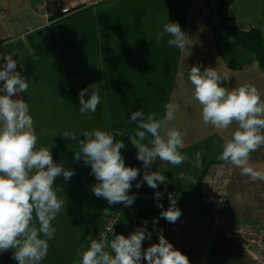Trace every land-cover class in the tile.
I'll return each instance as SVG.
<instances>
[{
	"label": "crops",
	"instance_id": "crops-1",
	"mask_svg": "<svg viewBox=\"0 0 264 264\" xmlns=\"http://www.w3.org/2000/svg\"><path fill=\"white\" fill-rule=\"evenodd\" d=\"M207 7L208 15L204 13ZM226 14L240 31L256 30L264 38V0H234ZM218 19L219 4L211 7L209 0H0V67L8 55L17 61L21 74L28 78L29 88L22 97L34 119L37 148H49L54 162L76 173L70 181L63 176L55 181L64 207L52 221L57 231L41 264H81L82 253L98 238L107 216L119 204L110 206L93 194L97 181L90 174L91 166L74 160L78 141L65 139L64 131L84 139V133L92 130H119L122 135L116 140L125 143L121 152L126 166L140 170L135 185L145 171L129 139L137 130L130 119L136 111L159 119L166 114L167 103L178 104L179 112L181 101L190 99L185 113L195 114L199 122L192 128V136L190 132L184 140L181 153L194 157L201 152L204 161L216 159L222 152L218 145L226 138L218 137L216 129L211 132L216 152L211 153L202 138L196 141V131L203 130L205 124L202 106L187 79L190 69L181 74L185 61L186 65L195 60L194 65L216 69L221 77H227L221 86L229 90L255 85L264 99L263 67ZM169 22H178L189 39L183 52L167 44L172 38L167 34L158 40ZM93 83L101 102L95 113L82 115L79 92ZM236 127L233 123L229 129ZM151 139L146 134L144 143ZM195 143L198 148L194 152ZM250 162L264 169V146L251 153ZM170 165L157 159L150 166L148 171H159L166 183L157 189L142 184V200L123 215L115 235L127 237L148 221L152 238L143 242L144 249L159 242L156 229H162L190 264H264V181L253 182L230 164L211 166L200 207L192 202L195 178L189 177L187 188H181L176 180L181 175L166 172ZM189 173L198 174L197 170ZM157 191L164 194L159 201L163 210L170 206L169 193L176 198L182 215L175 223L160 216ZM155 219L158 224L153 223ZM206 224L211 231L202 235ZM12 251L0 253V264H18Z\"/></svg>",
	"mask_w": 264,
	"mask_h": 264
},
{
	"label": "clouds",
	"instance_id": "clouds-1",
	"mask_svg": "<svg viewBox=\"0 0 264 264\" xmlns=\"http://www.w3.org/2000/svg\"><path fill=\"white\" fill-rule=\"evenodd\" d=\"M165 34L172 37L167 41L170 47L184 51L189 39L178 22L166 23L158 40ZM3 60L6 63L0 67V253L14 250L12 258L18 264H41L57 231L52 221L64 207V201L57 195L61 189L54 186L55 181L60 176L70 181L76 173L54 162L49 148H37L34 119L22 97L29 88L28 78L17 71L18 63L12 55ZM202 68V64L192 66L187 79L193 86L194 98L202 106L203 123L217 131L227 130L233 123L237 125L231 138L221 145L218 160L223 162L222 167L230 164L239 168L240 174L253 182L264 181V169L250 162L251 153L264 146V99L260 91L252 84L229 90L221 86L227 77H221L212 67L203 71ZM86 95L90 98L85 99ZM79 101L80 114L95 113L101 102L97 84L81 90ZM165 109L166 114L159 119L155 114L145 116L143 111L130 116L137 128L135 135L129 137L130 143L138 150L137 159L145 169L142 181L135 185L137 189L144 182L152 189L166 183L159 171H148L157 159L172 165L189 159L180 151L185 147L183 134L175 127H168L179 105L169 102ZM146 134L152 137L148 144L144 143ZM121 135L119 130H92L84 133V139H77L70 131L63 133L65 139L78 141L79 152L74 153V160L91 166L90 174L97 181L92 187L93 194L106 199L110 206L119 203L130 207L136 196L129 192L140 170L126 166L121 152L125 143L116 140ZM195 161L197 166L202 165L201 152L195 154ZM181 179H185L183 174ZM163 196L162 192L155 193L156 206L162 209L160 216L175 223L182 211L171 193L168 194L170 206L163 210L164 205L159 203ZM158 222V219L153 221ZM147 224L144 221V227L127 237L115 235L110 243L92 239L82 253L81 264H190L189 258L165 238L162 229H156L159 242L144 249L143 242L152 238Z\"/></svg>",
	"mask_w": 264,
	"mask_h": 264
},
{
	"label": "rangeland",
	"instance_id": "rangeland-1",
	"mask_svg": "<svg viewBox=\"0 0 264 264\" xmlns=\"http://www.w3.org/2000/svg\"><path fill=\"white\" fill-rule=\"evenodd\" d=\"M226 37L227 36H225V32L223 31L222 38L225 40ZM0 40H2L1 36H0ZM223 51H224V49H223ZM190 61L192 62L191 63L192 65H190V64L189 65L188 64L186 65V63L188 61L187 62L186 61L184 62L183 66H182V72H181V74L184 73V72H187L188 69H190L192 66H194L193 63L195 62V60H190ZM195 65H197V64H195ZM223 81H225V80H223ZM223 81H221V82H223ZM176 102H178V100H176ZM189 104H190V99H185L184 101H181V104H180L181 110L179 112H176L175 113V119L172 120L169 123V125H168L169 128H172V127H175V126L178 127V130H180L181 133L183 134L184 140H186L188 137H190V134H189L190 132H191V136H192V130H193L192 128L195 127V126H197V122H199V119H198V117L195 114L193 115V114L185 113L186 110H189V107H188ZM184 105H185V108H184ZM180 114H181V116H180ZM190 126H191V129H190ZM214 130L215 129L211 125H204L203 130H200L201 132L200 131H196V133L198 134L197 137H196V141H198V140H200L202 138V140L206 143L207 148L208 147L209 148L211 147L210 148L211 149L210 150L211 153L216 152V150L214 149L216 147V144H215V142L213 140L215 135H213L211 133ZM234 131L235 130H231V129H227V130H223V131H217V132H219L218 137L224 136L226 139H230L231 136H232V133ZM205 134H208L206 138L204 137ZM226 139H224V141ZM203 141H199V142H203ZM223 143L224 142H222L221 144L218 145V147L221 150H222L221 145ZM196 144L197 143L194 144V148H193V151L194 152L198 148V146H196ZM203 148H204V146L201 145L200 146V149H203ZM186 155L189 157L188 160H186L184 163H182L180 165H172L171 164L170 167L168 166L167 167L168 169L166 170V172L171 171V172H175V174L177 173V175H181V174L184 175L185 179H183V180L181 179V177L176 178V180L180 182V187L181 188H184V189L187 188V182L190 180L189 177L192 178V179L195 178L194 180L199 179V177L203 173V170H204L205 166H207V164H204L203 161H202V165L201 166H197L196 165V161H195V156L193 157L192 156V153H186ZM215 165H217V164H212L213 167ZM183 168H184V170H183ZM210 168H211V166H210ZM193 170H197V173L198 174H199L200 171H201V173L199 175L197 174V176L194 177L193 175H191L189 173L190 171L192 172ZM208 175H209V170H208V173L205 176L204 180L200 183V193H201V201H200V203L197 201V199H195L194 194H193V201H192L193 204L198 205L200 207H202L203 206V203H204V199L203 198H204V195H205L206 189H207L205 187V185H208L206 183V178H207ZM221 178H224V176L221 177ZM210 231L211 230H210L209 225L206 224L202 228L201 234L202 235H206V233H208Z\"/></svg>",
	"mask_w": 264,
	"mask_h": 264
},
{
	"label": "trees",
	"instance_id": "trees-1",
	"mask_svg": "<svg viewBox=\"0 0 264 264\" xmlns=\"http://www.w3.org/2000/svg\"><path fill=\"white\" fill-rule=\"evenodd\" d=\"M233 1L234 0H218V24L236 40L239 46L250 51L256 57V59L259 61L260 65L264 69V38L259 31L252 30L250 32H242L237 28L236 23L226 14L227 9L233 3ZM203 163L207 164V166H205L203 173L201 174L199 179L194 180L195 183L193 182L192 190L195 199H197L199 203L201 201L200 183L204 180L205 176L207 175L210 166H212V164H223V162L218 160V158L212 160L206 159L203 161ZM142 198L143 189L141 190L140 201L142 200Z\"/></svg>",
	"mask_w": 264,
	"mask_h": 264
},
{
	"label": "built area",
	"instance_id": "built-area-1",
	"mask_svg": "<svg viewBox=\"0 0 264 264\" xmlns=\"http://www.w3.org/2000/svg\"><path fill=\"white\" fill-rule=\"evenodd\" d=\"M209 1L211 7L215 6L218 2V0H209ZM204 10H205L204 13L208 15L209 13L208 7L205 8ZM19 69L20 67H17V70ZM135 185H132V189L129 192V195L136 196L133 205L130 207H125L123 204H118L117 208L110 215L107 216V219L101 228L97 240L104 239L106 242L110 243L113 240L118 227L120 226L123 215L130 209L134 208V206L140 202L142 186L139 189H137ZM107 250L108 248H106V251Z\"/></svg>",
	"mask_w": 264,
	"mask_h": 264
}]
</instances>
